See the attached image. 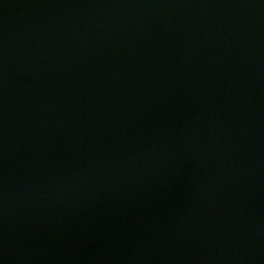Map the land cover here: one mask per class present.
<instances>
[{
  "label": "water",
  "instance_id": "1",
  "mask_svg": "<svg viewBox=\"0 0 264 264\" xmlns=\"http://www.w3.org/2000/svg\"><path fill=\"white\" fill-rule=\"evenodd\" d=\"M0 264H264V0H0Z\"/></svg>",
  "mask_w": 264,
  "mask_h": 264
}]
</instances>
